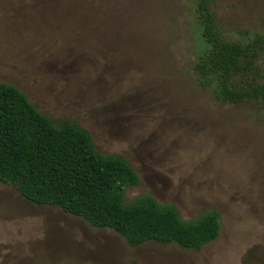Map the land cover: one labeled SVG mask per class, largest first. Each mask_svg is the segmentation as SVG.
<instances>
[{
    "label": "rangeland",
    "instance_id": "374dc122",
    "mask_svg": "<svg viewBox=\"0 0 264 264\" xmlns=\"http://www.w3.org/2000/svg\"><path fill=\"white\" fill-rule=\"evenodd\" d=\"M196 0H0V81L55 123L88 130L121 155L143 194L191 220L217 210L220 234L201 250L133 247L0 183V264H264V119L251 103L217 100L193 62ZM230 35L264 32V0H215Z\"/></svg>",
    "mask_w": 264,
    "mask_h": 264
},
{
    "label": "trees",
    "instance_id": "16d2710c",
    "mask_svg": "<svg viewBox=\"0 0 264 264\" xmlns=\"http://www.w3.org/2000/svg\"><path fill=\"white\" fill-rule=\"evenodd\" d=\"M214 1L195 3L197 81L219 101L256 105L264 119V32L228 34ZM0 183L14 185L36 204L112 229L133 247L157 241L201 250L220 234L217 210L187 220L174 204L151 194L127 203L125 192L140 176L126 158L99 152L76 121L55 123L19 87L1 81Z\"/></svg>",
    "mask_w": 264,
    "mask_h": 264
}]
</instances>
